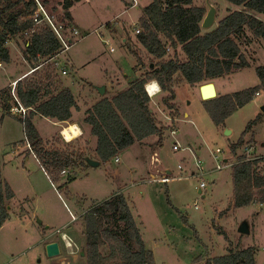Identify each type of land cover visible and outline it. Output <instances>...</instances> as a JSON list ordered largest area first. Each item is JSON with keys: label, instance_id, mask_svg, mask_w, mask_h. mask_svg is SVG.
<instances>
[{"label": "rangeland", "instance_id": "rangeland-1", "mask_svg": "<svg viewBox=\"0 0 264 264\" xmlns=\"http://www.w3.org/2000/svg\"><path fill=\"white\" fill-rule=\"evenodd\" d=\"M47 1L58 20L68 21L63 0ZM128 1H76L71 8L72 24L80 34L74 37L68 50L48 59L35 77L44 76L50 69L60 86L67 80L83 107L92 102L91 88L106 86L102 96L127 88L130 81L140 76L134 69L137 59L133 48L145 65L158 61L143 47L135 31L144 13L143 6L149 0H141L138 8L128 7ZM209 1L217 9L214 25L229 12L244 9L228 0ZM207 2L194 0L195 5L206 7L208 12ZM252 13L264 22V13ZM247 34L238 41L249 66L194 85L185 80L176 84L179 115L175 119L162 101L161 89L151 98V104L158 120L170 128L161 140L153 135L126 148L117 156L119 160L114 157L97 166L86 161L67 167L55 177L53 170L34 156L35 149L26 140L22 118L0 109V179L8 181L15 191L13 198L5 200L10 216L0 228V264H87L86 215L96 204L121 192L128 200L147 247L154 253L156 264H205L208 258L224 255L230 248L248 247L255 251L256 264H264V204L235 207L233 183V165L238 162V155L244 153V146L255 144L262 151L264 89L219 124L213 120L201 92V84L209 81L216 84L218 95L262 84L257 67L264 66V36H254L249 28ZM10 40L17 42L18 49L13 54L14 64L1 70L0 85L12 90V78L21 71L31 70L33 65L25 60L24 38ZM10 44L8 41L9 47ZM179 54L183 57L181 49ZM171 56L170 48L165 57ZM138 67L141 74L146 69L143 65ZM63 69L67 74L62 73ZM34 122L46 148L82 150L98 158L90 140L92 133L85 131L71 140L63 136L62 129L72 119L56 124L37 116ZM242 135V143L233 151L232 145ZM175 143L181 148L174 149ZM218 147L223 152L215 158ZM195 157L202 161V179L192 175L198 171ZM227 157L233 165L216 169L219 161ZM260 165L264 167L263 162ZM166 169L183 177L167 183L155 180ZM202 181L206 182V188L200 192ZM245 220L250 225L249 233L239 231ZM108 223L103 221L101 227ZM54 241L60 244L61 251L59 255L49 256L46 245ZM101 251L109 252L107 243L101 244Z\"/></svg>", "mask_w": 264, "mask_h": 264}, {"label": "trees", "instance_id": "trees-1", "mask_svg": "<svg viewBox=\"0 0 264 264\" xmlns=\"http://www.w3.org/2000/svg\"><path fill=\"white\" fill-rule=\"evenodd\" d=\"M79 0H63L65 21L72 24L70 8ZM242 5L244 9L229 12L210 29L202 27L207 9L195 5L194 0H152L144 8L139 19L138 40L146 50L158 59L147 65L140 54L137 65L145 71L129 86L112 97H103L86 111L85 122L96 136L97 160L107 162L136 142L158 135L160 140L169 129L158 120L146 90L150 80H156L162 91V101L170 109L173 118L179 115L176 99V84L185 80L194 85L212 80L249 66L239 39L247 37V28L254 36H264V22L252 11L264 13V0H228ZM29 0H0V62L12 61L7 45L13 37L24 38V55L34 69L20 78L15 88L19 100L31 107L25 120L24 132L27 142L35 149L37 157L53 170L55 177L67 167L85 163L91 154L46 148L44 139L34 123V116L40 114L56 121L72 118L78 103L69 87H62L47 69L44 76L35 77L44 63L62 50L55 33L47 25H35L30 17ZM168 48L173 56L166 58ZM183 52L180 56L179 50ZM136 65V66H137ZM262 84L243 90L217 95L205 100L208 110L216 123L223 122L239 107L252 101L260 89H264V66L257 67ZM30 75H33L30 77ZM14 103L12 90L0 89V109L8 113ZM251 122L247 129L251 126ZM243 135L232 145L233 151L242 143ZM238 155L233 165L234 206L252 203L264 204V159L244 160ZM1 174V172H0ZM15 196L8 182L0 179V228L10 216L5 200ZM87 264H156L153 251L147 247L141 229L124 194L96 204L87 215ZM103 221L109 222L101 227ZM121 223L123 225H121ZM132 241L138 247H134ZM107 243L109 252L101 251V244ZM205 264H256L252 247L228 249L224 255L208 258Z\"/></svg>", "mask_w": 264, "mask_h": 264}, {"label": "built area", "instance_id": "built-area-1", "mask_svg": "<svg viewBox=\"0 0 264 264\" xmlns=\"http://www.w3.org/2000/svg\"><path fill=\"white\" fill-rule=\"evenodd\" d=\"M29 1L32 4L31 5L32 6L31 11H30V17L34 20L35 25L44 24V25H47L48 27H50L52 29V31L55 33L56 37L61 42V45H62L61 51L64 52V51L68 50L71 47V45L73 44L74 37H76L80 34L79 30L73 24H69L65 21L58 20L56 18L55 14L48 8V6L46 5L44 0H29ZM132 2H133V4L136 5L138 3V0H132ZM138 26L139 25H137L136 30H135L137 33L140 32V27H138ZM110 49H111V51H114V47H112ZM169 50H170V48H168V51ZM3 65H4V62H0V74H1V69H2ZM33 70L34 69L31 68V70H29V71L32 72ZM62 73L66 74L67 70L63 69ZM22 77H23V75L12 81V85H13L12 94L14 96V103H13L10 111L13 115H17L18 117L22 118V120H25L26 116L29 114L31 107L25 106L19 100V98L16 94V91H15L17 81ZM152 81H149L146 84V90H147V86L150 85L152 83ZM159 87H160V85H159ZM160 91H161V87H160V90L158 92H156L154 95H152L150 97L153 98V97L157 96ZM261 92H263V89L259 90L257 92V94H260ZM65 127L62 129V133H63ZM68 127H70V125ZM175 131H176V129L172 130V133H174ZM63 136L65 137L66 135L63 133ZM29 146H30V144H29ZM173 147H174V149H180L181 148V146L178 143H175ZM221 152H223V149L218 147L216 149V151L214 152L215 158H218V155ZM243 154L245 155L244 160L264 159V146H262V151L260 152V151H258V149H256L255 144H246L244 146V153ZM195 159H196V166L198 168V171H193L192 175L202 179L203 175H204V169L202 166V161L200 159H198L197 157H195ZM116 160H119V158L116 157ZM231 165H233V163H231L229 161V158H225L224 160L219 161V163L216 165V169H223V168H225L227 166H231ZM179 168L183 169V166L179 165ZM182 177H183L182 175L174 174L172 172V170H168V171H165L162 176L155 178V180L167 183V182H170L172 180L181 179ZM199 188H200V192H202L203 189L206 188V182L205 181L200 182ZM73 218H76L75 215H73Z\"/></svg>", "mask_w": 264, "mask_h": 264}, {"label": "crops", "instance_id": "crops-1", "mask_svg": "<svg viewBox=\"0 0 264 264\" xmlns=\"http://www.w3.org/2000/svg\"><path fill=\"white\" fill-rule=\"evenodd\" d=\"M45 1V3H46V5L48 6V5H50L51 3L50 2H48L47 0H44ZM80 1V0H79ZM140 1L141 0H138V3L135 5V4H133V2H132V0H130V1H128L127 2V6L128 7H134V6H136L137 8L139 7V5H140ZM152 0H149L146 4H144V6H143V12H144V8H145V6H147L150 2H151ZM75 3V2H74ZM74 5V4H73ZM72 5V6H73ZM236 6H238V5H236ZM49 7V6H48ZM50 8V7H49ZM72 8V7H71ZM71 8H70V11H71ZM51 9V8H50ZM71 13H72V11H71ZM142 15H143V13H142ZM141 15V16H142ZM141 16H140V18H141ZM73 17V16H72ZM72 22H74V17H73V20H72ZM109 22V21H108ZM115 31V30H114ZM127 38H124V40H126ZM10 42H11V44H10V48H11V55H12V61L10 62V63H4V65H3V67H2V69L4 68V66H7V65H9V64H14L13 63V54H14V51L15 50H17L18 48H17V42L16 41H13V40H10ZM12 43H13V45H12ZM144 47V46H143ZM25 60L26 61H28L26 58H25ZM136 65H137V63H136ZM138 66V65H137ZM136 66V67H137ZM136 67H134V69H135V71H138L139 73H140V75H141V71L139 70V67H138V69L136 68ZM1 69V70H2ZM144 72V71H143ZM142 72V73H143ZM28 74H30V71L29 70H26V71H24V72H20V74H19V76H16L15 78H12V81L14 80V79H16V78H18V77H20V76H22L23 75V77L24 76H26V75H28ZM67 74V73H66ZM11 81V82H12ZM67 80L65 81V84H64V86L63 87H69L67 84ZM203 84V83H202ZM216 85V84H215ZM5 85H0V89H4L5 87H4ZM2 87H4V88H2ZM95 87V86H94ZM70 88V87H69ZM97 88V86L93 89V88H91L90 90H89V95H91V99H92V102H91V104L89 105H87L86 104V107H83L82 105H81V103H80V101H77V103H78V105H77V107H75L74 109H73V114H72V120H73V122L72 123H75L76 125H78L79 126V128H80V130H81V132L77 135V136H75L76 138L77 137H79V136H81V134H83L85 131H88V132H90L91 133V127H90V125L87 123V122H85V117H86V111H87V109L88 108H90L93 104H95L98 100H100L101 98H103V97H105V96H102L101 95V93L98 91V89H96ZM216 88H217V86H216ZM71 89V88H70ZM107 89V88H106ZM217 91H218V88H217ZM116 93V92H115ZM115 93H112V95H109V96H107V97H112V96H114L115 95ZM74 95H75V93H74ZM75 97H76V100H78L77 99V95H75ZM1 115H4V114H1ZM186 115H187V113H186ZM11 116H14V117H17V116H15V115H12L11 114ZM37 116H42V115H40V114H36L35 115V117H37ZM35 117H34V119H35ZM43 117H45V116H43ZM4 118V117H3ZM45 118H47V119H50V120H52L54 123H56V124H61V123H66V122H69L70 120H67V121H56V120H54V119H51V118H49V117H45ZM33 119V120H34ZM4 119H2V121H3ZM1 121V122H2ZM35 123V122H34ZM35 125H36V123H35ZM69 125H71V123H69ZM36 127H37V125H36ZM38 128V127H37ZM39 130V129H38ZM39 132H40V134H41V136H42V133H41V131L39 130ZM90 140H92L93 142H94V145H95V148H96V144H97V138H96V136H94L93 134H91V136H90ZM261 144L263 145L264 144V142H261ZM37 159H38V157H37V155H34ZM94 159H96V157H93ZM119 158V157H118ZM228 158V157H227ZM116 159V158H115ZM120 159V158H119ZM102 163V161H100V164ZM167 171H168V169H166ZM7 181V180H6ZM8 182V181H7ZM9 183V182H8ZM10 184V183H9ZM14 190V189H13ZM15 192V191H14ZM112 197V196H111ZM49 227V226H48ZM60 249H61V247H60ZM257 263V262H256Z\"/></svg>", "mask_w": 264, "mask_h": 264}, {"label": "water", "instance_id": "water-1", "mask_svg": "<svg viewBox=\"0 0 264 264\" xmlns=\"http://www.w3.org/2000/svg\"><path fill=\"white\" fill-rule=\"evenodd\" d=\"M207 3L209 5V10L206 13V15L203 19V22H202V27L204 29H210L215 24L216 13H217L216 6L213 3H211L209 0ZM153 64L154 63H152L151 66H153ZM97 89L103 95L106 93V86H97ZM201 92H202L203 98L206 100L215 98L218 95L216 85L213 81L203 83L201 85ZM229 132H230V130H228V133ZM263 146H264V144H263ZM85 159L89 164H91L93 166H97L100 164V160L94 159L90 156H86ZM239 231L242 233H249L250 232V225H249L247 220H245L241 223V225L239 226ZM46 249H47L49 256L59 255V253L61 251L60 244L57 241L48 243L46 245ZM82 255H84V251L82 252Z\"/></svg>", "mask_w": 264, "mask_h": 264}, {"label": "bare ground", "instance_id": "bare-ground-1", "mask_svg": "<svg viewBox=\"0 0 264 264\" xmlns=\"http://www.w3.org/2000/svg\"><path fill=\"white\" fill-rule=\"evenodd\" d=\"M202 85V84H201ZM81 132L78 125L71 123L70 127L66 126L63 133L66 135L67 140L75 138L74 136L78 135Z\"/></svg>", "mask_w": 264, "mask_h": 264}, {"label": "clouds", "instance_id": "clouds-1", "mask_svg": "<svg viewBox=\"0 0 264 264\" xmlns=\"http://www.w3.org/2000/svg\"><path fill=\"white\" fill-rule=\"evenodd\" d=\"M159 90H160L159 83L155 80H153L152 83L147 86V92L149 96L154 95Z\"/></svg>", "mask_w": 264, "mask_h": 264}]
</instances>
